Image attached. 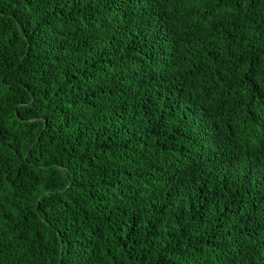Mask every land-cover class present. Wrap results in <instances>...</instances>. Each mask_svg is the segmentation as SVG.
<instances>
[{
	"label": "trees",
	"instance_id": "obj_1",
	"mask_svg": "<svg viewBox=\"0 0 264 264\" xmlns=\"http://www.w3.org/2000/svg\"><path fill=\"white\" fill-rule=\"evenodd\" d=\"M0 264H264V0H0Z\"/></svg>",
	"mask_w": 264,
	"mask_h": 264
}]
</instances>
